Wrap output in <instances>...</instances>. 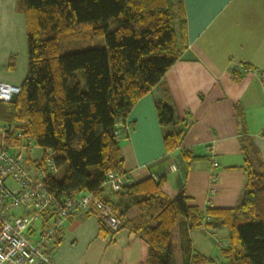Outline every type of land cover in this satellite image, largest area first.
<instances>
[{"label": "trees", "instance_id": "16d2710c", "mask_svg": "<svg viewBox=\"0 0 264 264\" xmlns=\"http://www.w3.org/2000/svg\"><path fill=\"white\" fill-rule=\"evenodd\" d=\"M17 10L26 19L28 74L16 101L0 102V124L5 144L30 139L42 150L39 160L27 154L30 169L53 161L58 172L44 181L48 193L58 201L93 194L110 205L121 222L119 230L127 229L148 245L146 264H176V227L183 264H216L193 253L189 231L199 228L226 232L227 240L219 244L223 264H264V164L239 105L234 109L245 183L234 208L207 206L202 212L188 205L185 188L170 199L161 178L140 183L126 179L122 192L106 194L109 173L126 178L118 124L126 123L136 104L162 84L188 50L184 0H17ZM83 34L104 38L106 46L61 54L62 42H75ZM233 77L239 82L242 75L234 70ZM161 88L156 116L164 130V149L172 154L181 149L186 128L177 127L170 92ZM180 154L188 172L197 158L191 151ZM52 215L47 211L41 216V233L52 225ZM62 231L51 245L61 242ZM115 233L99 220L100 238Z\"/></svg>", "mask_w": 264, "mask_h": 264}, {"label": "crops", "instance_id": "0c3cea01", "mask_svg": "<svg viewBox=\"0 0 264 264\" xmlns=\"http://www.w3.org/2000/svg\"><path fill=\"white\" fill-rule=\"evenodd\" d=\"M184 4L188 50L161 84L172 97L177 127L186 128L182 147L172 154L164 149V130L155 109L159 85L136 104L121 130L123 172L129 183L164 179L162 191L170 199L185 188L188 205L202 212L207 206L232 209L245 183L235 105L244 112L248 134L264 164V0ZM234 70L241 73V81L234 80ZM27 74L25 16L18 12L17 0H0V82L21 86ZM181 151L197 158L188 172L181 165ZM106 194L113 195L108 188ZM62 230L61 242L46 247L54 264H146L149 248L142 239L127 229L100 238L95 215L79 216ZM189 236L194 254L224 263L219 244L227 240L225 231L199 228ZM172 245L176 264H183L179 228Z\"/></svg>", "mask_w": 264, "mask_h": 264}, {"label": "built area", "instance_id": "2783aa9c", "mask_svg": "<svg viewBox=\"0 0 264 264\" xmlns=\"http://www.w3.org/2000/svg\"><path fill=\"white\" fill-rule=\"evenodd\" d=\"M20 94V86L0 82V102L11 103L13 97ZM123 127L124 124H118L116 134L119 140ZM1 140L0 264H54L46 253V246L53 242L67 222L82 215H95L113 233L120 229L121 222L113 208L93 194H77L64 201L50 195L44 181L49 173L56 175L57 168L49 159L45 168H37L32 173L26 162V153L36 147L30 139H24L16 146L5 144L4 137ZM154 179L159 180L158 177ZM125 182L124 176L113 171L107 176L104 187L112 193H120ZM47 211L53 212L52 225L45 228L40 240L34 243L31 237L36 236V225Z\"/></svg>", "mask_w": 264, "mask_h": 264}, {"label": "rangeland", "instance_id": "374dc122", "mask_svg": "<svg viewBox=\"0 0 264 264\" xmlns=\"http://www.w3.org/2000/svg\"><path fill=\"white\" fill-rule=\"evenodd\" d=\"M110 29L113 30L114 29V25H110ZM105 40L104 38H93L92 36H88L87 34H83L79 39H77L75 42H62L60 44L61 47V54H68V53H72V52H79V51H85V50H90V49H94V48H102L105 47ZM77 77L80 80V83L82 85L83 89H86V85H85V80H84V76H83V72L79 71L77 73ZM129 128V127H128ZM1 137H0V143H1ZM12 152H14V149H11ZM28 154V152L26 153ZM30 158L32 160H39L42 157V150L40 148H35L34 150L29 152ZM32 173H35V170L32 168L31 169ZM36 236L31 237V239L33 240V242H37L38 240H40V224L38 223L36 225ZM178 231V228H175V233H174V237L176 236V233ZM176 259H178V257H176Z\"/></svg>", "mask_w": 264, "mask_h": 264}, {"label": "water", "instance_id": "95a60500", "mask_svg": "<svg viewBox=\"0 0 264 264\" xmlns=\"http://www.w3.org/2000/svg\"><path fill=\"white\" fill-rule=\"evenodd\" d=\"M16 99H17V96H14L11 103H14L16 101Z\"/></svg>", "mask_w": 264, "mask_h": 264}]
</instances>
